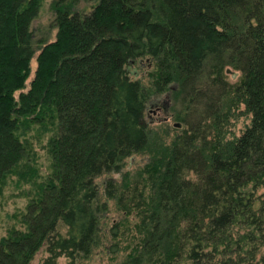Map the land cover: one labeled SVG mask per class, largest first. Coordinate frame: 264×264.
Returning <instances> with one entry per match:
<instances>
[{
  "label": "trees",
  "instance_id": "1",
  "mask_svg": "<svg viewBox=\"0 0 264 264\" xmlns=\"http://www.w3.org/2000/svg\"><path fill=\"white\" fill-rule=\"evenodd\" d=\"M83 1H54L50 42L32 25L42 0H0V185L39 180L22 136L47 119L60 128L47 146L52 172L37 181L25 229L0 240V264H32L42 247L43 264L91 253L101 228L96 178L149 149L147 101L166 93L186 128L145 168L152 200L119 206L138 217L121 264H264L255 261L264 212L253 192L264 187V0H87L89 13L76 8ZM145 58L150 89L133 78ZM229 68L242 73L238 83L228 82ZM240 104L249 126L227 138Z\"/></svg>",
  "mask_w": 264,
  "mask_h": 264
},
{
  "label": "rangeland",
  "instance_id": "2",
  "mask_svg": "<svg viewBox=\"0 0 264 264\" xmlns=\"http://www.w3.org/2000/svg\"><path fill=\"white\" fill-rule=\"evenodd\" d=\"M54 1L56 0H42L40 14L32 23L37 40L47 37L50 42H53L57 38L58 30L54 24L56 16L53 12ZM94 5V3L86 0L81 2L76 8L89 13L92 12ZM38 54L33 59V73L28 80L25 92L30 89L31 80L37 71L38 61L36 57ZM152 69L153 66L148 58L136 62L133 68V72L136 75L133 78L142 81L143 87L150 89ZM226 78L229 83L236 84L241 80L242 73L236 69L229 68ZM19 97L20 92H16L17 100ZM232 99H234V94H231L229 105H232ZM172 104L173 100L170 97V93L151 96L147 101V112L145 115V121L149 125L151 132L149 149L132 154V156L127 157L119 164L118 169L96 178L99 190L97 205L101 212V228L91 253L87 257L79 259L76 264H121L127 258L132 249L130 247L134 246L131 243L134 240L132 228H134L133 225H137L138 217L133 213L126 219L125 213L120 211L119 206L140 205L145 204L144 202L149 203L152 200L155 188L151 187L153 184L151 183V176L145 172V168L156 154L160 155L159 153H162L165 148L171 147L176 135L186 128L185 125H182L175 118ZM229 117V121L223 129L225 134H227V138L238 137L248 128L247 126H249L251 120V116L245 113L244 105L233 107ZM59 130L60 128L56 121L47 119L42 124H36L33 130L31 129L29 133L22 136L23 140L30 144L29 147L33 152L31 164H35L34 169L36 168L40 178L35 183L21 184L17 181L18 176H12L5 181V184L0 185V240L8 237L14 229H25L26 226L23 223V219L28 211L29 202L38 194L39 186L37 187L36 185L37 181L38 183L46 182L52 172V158H50L47 146L50 140L59 134ZM188 175L193 182L198 179L196 174L191 173ZM109 183H112L111 188L108 187ZM253 188L254 184H251L249 190L251 191ZM110 192L113 193V196L109 197ZM253 192L257 199L255 210L264 212V187L253 190ZM123 220L126 224L122 226L119 238L115 239L112 234L113 226L119 222H124ZM113 243L121 245L118 253H111L110 247ZM258 250L255 261L259 260L258 262H260L264 257V247ZM47 256L46 248L42 247L32 264H43ZM59 264H71V260L64 256L59 259Z\"/></svg>",
  "mask_w": 264,
  "mask_h": 264
}]
</instances>
